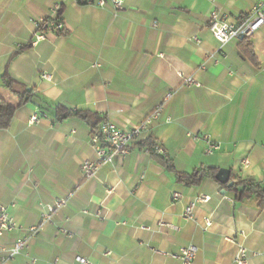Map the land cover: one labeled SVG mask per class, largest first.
Here are the masks:
<instances>
[{"label": "crops", "instance_id": "0c3cea01", "mask_svg": "<svg viewBox=\"0 0 264 264\" xmlns=\"http://www.w3.org/2000/svg\"><path fill=\"white\" fill-rule=\"evenodd\" d=\"M260 1L125 0L117 13L76 0H0V77L8 71L44 102L89 111L120 129L162 108L127 154L88 179L81 166L95 160L90 126L78 117L56 122L52 110L44 114L33 103L20 107L0 130V207L17 224L0 246L27 242L0 264H81L78 257L180 264L175 255L190 245L198 248L193 264H236L238 242L250 252L248 264H264V209L255 198L238 199L213 179L181 183L140 145L152 139L183 173L229 169L230 181L264 185V26L251 38L258 65L239 42L221 47L208 29L214 11L234 20ZM57 6L65 34L35 43L38 24ZM0 98L19 102L1 82ZM35 114L39 120L30 124ZM207 136L220 144L213 154L206 153ZM200 196L211 200L196 204V220H187L186 208ZM59 201L66 203L49 213Z\"/></svg>", "mask_w": 264, "mask_h": 264}, {"label": "built area", "instance_id": "2783aa9c", "mask_svg": "<svg viewBox=\"0 0 264 264\" xmlns=\"http://www.w3.org/2000/svg\"><path fill=\"white\" fill-rule=\"evenodd\" d=\"M86 3L94 4L98 7L104 8L111 6L115 12H121L125 9V0H87ZM60 6H57L54 12V17L44 20L38 24V31L35 36V43L44 40L46 34L53 33L59 34L66 31V26L64 22L59 17ZM44 26V30L41 31V27ZM264 26V0L260 1L254 6L251 13L247 16H241L237 19H231L228 14L221 13L219 11H214L208 22V29L215 38V40L221 45V47L234 41H240L243 38H252V36ZM196 42L198 39L194 38ZM180 77L189 86L201 87V84L196 82L193 78H188L183 74ZM43 78L50 80V75H43ZM170 97V95H168ZM162 108H159L154 114L147 118V120L139 126H135L132 129H120L116 124H114L109 119H103L100 126V135H92L90 143L95 147V160H86L82 166L81 171L85 178H93L97 175L99 170L107 165L111 164L114 160L116 154L125 155L129 152L131 146L135 144L138 139L145 133L148 132L150 126L154 119L158 118L161 114ZM39 116L35 114L31 120L30 124L38 122ZM207 139V154H213L215 151L220 149V144L213 142L208 136ZM158 152L162 153L161 147H158ZM246 166L249 165V161H245ZM174 200L181 198L178 193L173 194ZM211 198L209 196H200L190 204L186 210L184 217L187 220L195 221V216L193 213L194 206L196 204L208 203ZM65 201H59L55 206H48V212L53 213L56 208H60L65 205ZM99 215V214H98ZM50 217L48 215L44 216V222L48 221ZM205 228L209 229L212 226V220L210 217L204 219ZM162 225V224H160ZM17 228V224L11 214L5 207H0V236L6 232H10ZM143 229H149L148 227H143ZM35 228L31 229V232H35ZM63 233L67 234L66 231ZM241 237L245 234L242 232ZM27 242V237H22L18 239L11 248H6L0 246V258L2 262H7L12 260L25 248ZM198 253V248L194 245L184 247L180 252L175 255L179 260L180 264H193L196 255ZM250 258V252L248 248L245 247L243 243L238 242V250L235 255L236 264H248ZM77 261L81 264H91L85 258L78 257ZM35 263V260H33Z\"/></svg>", "mask_w": 264, "mask_h": 264}, {"label": "trees", "instance_id": "16d2710c", "mask_svg": "<svg viewBox=\"0 0 264 264\" xmlns=\"http://www.w3.org/2000/svg\"><path fill=\"white\" fill-rule=\"evenodd\" d=\"M76 1L79 4H85L87 0ZM60 16L61 11H59V17ZM44 29V26H42L40 30L43 31ZM63 34H65V32L59 33V35ZM238 42L243 56L248 58L252 63L258 65V59L254 51L253 43L251 42V38H243ZM0 82L3 87L13 93L19 100L18 104L14 106L7 103L4 99L0 98V130H5L10 127L15 113L20 107L30 103H34L38 105L39 109L44 114L47 111L52 110L56 122H62L71 117H78L84 120L90 126L93 135H100V126L103 119L100 118L97 114H93L89 111L84 110L73 111L61 104H48L43 101V98L38 92H36L33 88L26 87L22 83L15 80L8 71H6L0 77ZM140 145L147 147L151 156L155 160H157L164 168H166L167 171L173 173L176 176V179L181 183H185L191 187H198L206 179H213L218 182L216 180V174L219 171L218 168L203 167L194 171L192 174L183 173L176 169L173 159L168 154H166L165 152H158L157 148L160 146L152 139H149ZM233 183L234 184L232 186H230L229 184H219L228 192L234 191L238 199L243 200L247 198H255L259 207L261 209H264L263 184L247 182L237 178H235Z\"/></svg>", "mask_w": 264, "mask_h": 264}, {"label": "water", "instance_id": "95a60500", "mask_svg": "<svg viewBox=\"0 0 264 264\" xmlns=\"http://www.w3.org/2000/svg\"><path fill=\"white\" fill-rule=\"evenodd\" d=\"M34 105H36V104H34ZM216 180L223 185L229 184L230 186H232L234 184L233 182H230L231 170H229V169H219L218 173L216 174ZM222 194L225 195L226 191L224 190Z\"/></svg>", "mask_w": 264, "mask_h": 264}]
</instances>
